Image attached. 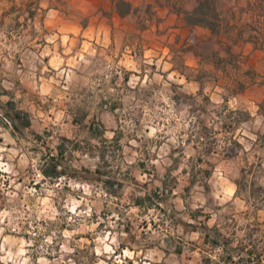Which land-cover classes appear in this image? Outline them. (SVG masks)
Instances as JSON below:
<instances>
[{
    "label": "clouds",
    "instance_id": "9594fccd",
    "mask_svg": "<svg viewBox=\"0 0 264 264\" xmlns=\"http://www.w3.org/2000/svg\"><path fill=\"white\" fill-rule=\"evenodd\" d=\"M42 8L48 5L42 4ZM57 13L49 11L48 19L52 20ZM11 23V20L9 21ZM36 31H42L39 24L36 25ZM9 30L8 24L0 28V61L8 71H0V89L7 91L13 95L0 94V264H179L176 257H166L161 251L163 248L169 247L165 240L172 237L182 235L184 237L185 256L188 255V241H196L197 245L202 244V233L190 232L185 235L183 227H173L172 221L164 214L160 213L155 207L147 208L144 211L141 207L135 206L130 197H143L148 194L147 190H137V185L130 181L122 179L129 166L134 164L139 157L143 159L137 152H132L131 156L127 153L130 149L125 148V159L120 163V174L116 179L124 184L122 196L111 195L103 183L84 180L82 178H72L70 175H60L56 178L45 176L42 172V166H49V161L42 159L46 154L44 146L37 142L31 135V130L38 134H44V129L49 128L52 131V137H46L49 146L53 149L52 155L56 156V146L60 143L59 135H66L69 141L74 138L73 129L69 128V123L73 118L67 115V107L62 103L72 104V99L65 95L69 92V84L77 79L74 69H87L95 63H99L97 58V48L93 46L92 41L99 47L107 49L111 43L108 35L103 33L102 38H96L91 32L84 33L87 42L83 44L79 51L74 52L75 42H70L69 32L74 35H80V29L64 27L60 29V41L64 45V53L59 52L60 45L57 44L58 36L49 35L45 37L49 45H54L56 51L48 47H44L43 51L37 54L31 51V37L26 33ZM27 46V47H26ZM17 55L21 58V63L29 67V72L24 76L17 67L15 72L11 71ZM104 63L101 67L95 69L90 75L102 74L104 83L108 84L114 75L117 77V86L123 84L125 71L131 73L127 84L131 88L141 90L143 97L145 89H152L153 84L163 85L162 90H152L151 97L145 102L139 100L134 109H138L142 113L140 119L139 130L136 131V125L132 119L122 120L124 126L122 130L126 132L135 131V135L141 137L145 141H163V145L159 149L158 158L150 161L151 164L159 167V157L169 151V145L179 147L183 145L186 149L184 152V160L195 154V150L185 142L189 138L190 132L193 133V141H195V133L201 128L199 123V113L189 111V106L183 105L179 110L175 107L176 101L171 96L172 93L167 91L172 83L182 85L183 90L191 92L193 95L199 89V85H188L182 77H178L175 72H169L172 65L162 63L160 60L154 61L151 52H145L140 60L132 59L125 56L123 59L104 56ZM43 57H51L47 65L43 66L42 72L48 73L49 79H41L37 76L35 61L43 64ZM67 57V58H66ZM156 65V73L150 75L151 68L148 67L141 72L142 65ZM110 70V71H109ZM167 73V79L160 73ZM21 76V84L28 88L25 94L17 89L15 79ZM63 82V83H62ZM93 84L99 83V80L93 81ZM95 91L94 88L91 89ZM0 91V92H2ZM108 91L115 93L116 88L109 86ZM218 94L211 96L212 107L216 110L224 104L219 93L223 89L217 88ZM35 93L42 105H46L49 99L55 104L60 105L59 110L55 107L51 109V114L38 111L33 105L31 94ZM204 93H209V88L204 89ZM12 100L15 103V109L7 108V103ZM22 102V103H18ZM76 103H79V98ZM197 105L202 104V98L196 97ZM24 105H28L34 116L43 119L42 124H37L36 120H32L31 128L22 129L23 138L19 133L13 135V120L9 119L5 113H12ZM229 111L235 112L241 108V102L237 98L230 99L227 103ZM244 110L250 113L251 119L246 123H242L234 133V138L242 146L236 149V162L229 160L227 166H218L215 169L214 176L216 183L214 185V201L213 204L220 205V213H213L210 220L207 221L208 228L216 223L217 216L233 210V214L237 216V227L225 231L221 229L225 236H229L231 231H235L231 247L235 248L241 240L247 244L245 231L240 229L239 225L244 223L243 219H239L241 213H246L250 209L248 205L237 196L238 186L228 179L229 175H233L232 169L239 165H248L259 163L264 168V149L259 147V137L257 132H264V115H258L259 109L255 104L244 102ZM117 111H121L117 109ZM211 112V109H209ZM134 115L137 114L135 111ZM227 113L225 112V115ZM91 119V113L89 120ZM67 120L69 123H65ZM87 123V121H85ZM223 121L212 112L207 119L206 124L209 128L219 131L220 124ZM7 127H4V125ZM190 125L192 126L190 128ZM51 126V127H50ZM78 127V126H77ZM114 132L106 133L107 139L112 140ZM217 139L224 142V136H218ZM95 143V141H94ZM123 143V141H121ZM129 143L137 148L140 145L136 139L129 140ZM230 144L231 141H228ZM36 148L38 151H32ZM68 152L72 151L71 144L66 145ZM149 151L156 152L154 144H149ZM74 157H80V151L72 153ZM257 157H260L259 161ZM100 157L97 153L93 157L84 154L82 162L89 167V171L95 174L96 163ZM105 159L110 157L106 156ZM71 167L77 172L80 171V165L74 161L70 162ZM171 163V161H165ZM66 164L57 167V171H62ZM186 167L182 161L173 172L172 176L178 178L183 183L185 177L181 175V170ZM247 167V165L245 166ZM115 165H112V170ZM163 169H161V173ZM131 175L140 184L148 183L152 177L147 174H140L133 170ZM110 177H103L109 179ZM237 178L239 176L237 175ZM39 185V188L36 186ZM155 186L162 188L160 181H156ZM264 186V185H262ZM65 188L68 191H65ZM179 189L173 192L176 196ZM203 204V200L201 201ZM127 205V207H125ZM161 208H165L167 212H171L170 208H166L165 204H160ZM198 206L195 203L190 204V210L195 211ZM118 209V211H117ZM177 210L179 212H187L184 209V202L177 200ZM203 211L208 212L210 208H204ZM101 213H105L104 216ZM143 213V214H142ZM95 217V219H93ZM188 223H197L192 221L188 215L182 217ZM128 221L132 222V235L138 242L135 245L126 243L129 241V233L123 231L124 224ZM163 221V225H161ZM142 222L147 223L146 228L140 227ZM156 223L157 228H153L152 224ZM231 223V221H229ZM64 227H61V226ZM103 225V227H100ZM146 233V238H141V233ZM79 237V238H78ZM121 244L125 247L121 249ZM149 245H154L149 247ZM87 252V255L78 254ZM223 247H216L214 250L205 251L198 247L197 251L192 253L194 261L199 262L202 257H208L214 264H221L220 257L223 256ZM244 258L247 259L246 254ZM239 255H233V260L238 261Z\"/></svg>",
    "mask_w": 264,
    "mask_h": 264
},
{
    "label": "rangeland",
    "instance_id": "374dc122",
    "mask_svg": "<svg viewBox=\"0 0 264 264\" xmlns=\"http://www.w3.org/2000/svg\"><path fill=\"white\" fill-rule=\"evenodd\" d=\"M113 1L114 0H0V28L4 27L7 23L9 30L17 32L22 30L21 34L26 33L31 37V51L36 52L37 54L42 52L44 47H48L55 52V46L49 45L45 37L56 34L60 35V29L69 27L70 25L79 27L89 26L92 28L93 26L96 27L97 24L102 26L103 24L110 23V15L113 11H116ZM126 1L131 3L132 11L129 12V16L125 21L128 24H135L140 30L157 26L160 29L156 30V32L162 31L164 27L162 22L170 18L169 16H166L164 12L167 8L177 15V20H180L183 16V10H189L195 4V0ZM45 3L48 7L42 8L41 5ZM222 3L223 7L227 10V16L229 17L230 23L233 24L231 34H234L233 36L235 38H239L238 42L232 47L233 54L230 56L224 52L225 43H222L221 45L220 43H217V37L211 36L207 38V33L199 29L194 33L187 30L186 48L191 47L194 51L198 52L200 54V62L192 65L193 67L186 64L182 68L181 59L179 57L176 63L179 66V72L183 70L187 75H194L202 78V90L198 97L202 98L203 103L197 105L196 100L193 102L187 98H184L183 100L175 98L174 100L176 101L175 107L187 105L198 108H213L211 96L218 94L216 89L222 87L223 92L226 95L223 97L221 96L224 104L221 105L219 110H215V115L219 118L221 117L219 112L224 108H227L228 101L233 99L235 93L242 92L246 84L257 85V83L264 81V0H222ZM49 11L57 13V16L52 20L48 19ZM10 20L11 23H9ZM37 24H39L42 29L39 33L36 31ZM240 29L243 30L242 35H240L242 38L238 37V30ZM68 35L70 37H77L71 32ZM145 35H147L149 40L152 38L150 31H146ZM220 36H224L223 31H221ZM59 37L60 36H58L57 44L60 45L59 52L63 55L64 45L61 43ZM251 37H253L255 43L251 41H243L244 39ZM78 38L81 41V37ZM136 39H138V35H131L129 37L131 42ZM75 44L78 46L75 47L74 52L81 49L79 40H76ZM144 44H146V40L142 43L139 42L137 49L142 48ZM95 45L96 44L94 43L93 46L96 47ZM212 48H216L220 56H222L221 58H224L225 60L221 61L219 64L216 63L217 58L212 56ZM99 53L102 52L97 50L96 60L99 61V63L94 62V64L87 69L80 68L73 70L76 72L77 79L69 84V92L65 94L72 99L73 103L67 104L66 101H62L65 107H67V115H72L73 117L70 123L65 120V123H69L70 129H73L74 127L73 140L69 141L66 135H59L58 138L60 143L56 146V152L58 155L53 156V149L49 146V141L45 139L46 137H52V131H50L49 128H45L42 136L34 130H31V135L34 139L41 143L46 149V154L42 156V159L48 160L49 162L55 160L59 165L66 164V167L63 168L64 173L61 175L67 174L72 178L79 177L84 180L103 183L111 195L120 197L122 196L124 184L117 180L116 176L120 174L119 165L125 159L124 149H130L127 153L128 156H131L132 152H137L143 157V159L138 157L135 163L130 165L128 170L123 173L122 179L137 185V190H152V188L156 187V181H160L162 190L166 188L170 190L164 199L157 201L158 203H149V201L146 200L143 203L136 204L135 199L138 196L130 197L132 203L135 206L141 207L144 211H147V208L155 207L160 213L164 214L172 221L174 228L183 227L185 235L190 232H204L208 234L207 221L210 211H199L197 208L195 211L190 210V204L194 203L192 197L194 190L193 184L196 181L195 185H201L204 187V179H192L181 173V175L185 177L183 183H181L177 177L172 176V172L179 167L181 162L165 163L168 152L159 157V167L150 163L151 160L158 158L157 154L159 153L160 147L163 145V141H145L141 137L136 136L135 131L126 132L122 130L124 127L122 125V120L129 118H131L136 125V131L139 130L142 113H140L138 109H134V105L141 99L146 102L151 97L152 90H162L163 85L153 84L152 89L143 90L144 95L141 97V90L132 92L135 88L128 86L127 81L129 80L131 73L127 71L124 73V82L122 85L117 86L118 78L114 75L108 84H105L102 74H89L94 72L96 68L101 67L104 63V57L100 56ZM151 53L153 54V52ZM103 54L107 57H113L109 53ZM118 57L119 56L117 55L116 58ZM139 58H141V56ZM159 58L160 55L152 56L154 61L159 60ZM50 59L51 57H43V64L39 61L34 62L37 69L36 75L38 77L41 76V79L50 78L48 73L42 72L43 66L47 65ZM174 59L175 57H173V60ZM17 67L24 76L28 74L29 67L21 63L19 55H17L11 71L15 72ZM148 67L152 70L151 73H149L151 78V75L155 74L157 71L156 65L155 63L152 65H142L141 72L145 71ZM8 70L9 69L4 67L3 62L0 61V71ZM160 74L165 73L161 72ZM21 78V76H17L15 84L18 90H21L26 94L29 90L24 84H21ZM97 80H99V83H92ZM109 86L116 88V92L110 93L108 91ZM92 88H94L95 91H92ZM205 88H209V93L207 95L204 93ZM0 91H2V89H0ZM0 94L13 95L7 91H2ZM78 98L79 103H76ZM235 98L239 99L238 96H235ZM31 99L34 107H36L38 111L51 114V109L53 107L57 110L60 108V105H55L51 99H49L48 104L42 105L35 93L31 94ZM7 108L10 110L15 109V103L12 100H9ZM117 109H120L121 111H117ZM16 111L21 112L22 115H26L29 118L30 124L27 126L23 123H17L16 126L12 124L14 129V132L12 133L13 135L19 133L23 138L24 133L22 129L31 128L33 119L36 120L37 124H42L44 122L41 117L33 115V112L28 105H24ZM134 111L137 114L134 115ZM90 113L91 119L89 120ZM5 114L8 116V113ZM202 118L203 116H201V121L204 122ZM85 121H87V123H85ZM4 127H7V125L5 124ZM204 127L205 125H202L201 134L204 135L206 142H212V138L210 137L211 133L208 129L204 131ZM109 131L115 133L111 141H109L106 136V133ZM131 139H136L140 147L137 148L131 145L129 143V140ZM121 141H123V143H121ZM150 143L154 144L157 149L156 152L149 151ZM69 144L72 146V151H69L66 157V145ZM31 150L38 151L36 148ZM75 151H80L81 156L74 157L72 153ZM203 151L206 152L205 150ZM97 153L99 154L100 159L99 161H95L96 171L95 174H93L89 171V167L86 166L88 162H82V157L84 154L93 157ZM106 156L110 157V160L105 159ZM72 161L80 165L79 172L71 167L70 162ZM185 164L186 167L183 168L184 170H192L194 164ZM112 165H115L114 170H112ZM195 165H197L195 170H204L207 168L209 169L210 164L201 163L198 165V163H196ZM48 167L49 166H42V170ZM161 169H163L162 173ZM133 170L140 174L151 176L152 180L148 183L140 184V182L135 179V176L131 175ZM105 176L110 178L103 179ZM163 185H167V187L164 188ZM36 187L39 188V185ZM176 189H179V192L174 196L173 192ZM65 191H68V189L65 188ZM182 195L187 196L186 202H184V209L187 210L186 213H178L177 210V200L182 201ZM205 200L203 209L210 208L207 196L205 197ZM160 204H165L166 208L171 209V212H167L165 208H161ZM125 207H127V205H125ZM185 214L188 215L190 220L197 221V223H188L185 221L182 218ZM101 215L104 216L105 213H101ZM93 219H95V217H93ZM161 225H163V221H161ZM61 227L64 226L62 225ZM100 227H103V225ZM127 227L130 229L129 232L128 229H126ZM140 227L146 228L147 223L142 222ZM152 227L154 229L157 228L156 223H153ZM123 231L129 233V241L126 243L132 245L138 243L135 236L131 234L133 231L131 221L124 224ZM140 235L141 238L144 239L147 234L142 232ZM176 239L178 240H173L172 237H169L165 240V243L169 245V247L161 249V251L165 253V256L176 257L179 264H198V262L194 261L192 255V253H194L192 241H188V255L185 256L184 237L178 235ZM152 246L154 245H149V247ZM124 247L125 244H121V249ZM176 248L179 250L178 252L174 251ZM80 255H87V252L78 254V257ZM128 264H131V261H128Z\"/></svg>",
    "mask_w": 264,
    "mask_h": 264
},
{
    "label": "crops",
    "instance_id": "0c3cea01",
    "mask_svg": "<svg viewBox=\"0 0 264 264\" xmlns=\"http://www.w3.org/2000/svg\"><path fill=\"white\" fill-rule=\"evenodd\" d=\"M164 12L165 15L170 18L162 22V25L164 26L162 31L156 32V30L160 29L157 26L140 30L135 24H128L125 21V19L129 16V13L120 15L117 11H113L110 15L111 22L103 24L102 26L97 24L96 27L93 26L90 28L89 26L79 27L70 25V28L80 29V35H76L77 37L69 36V40L70 42L79 40V44L82 47L83 44L87 42V38L84 36V33L91 32L93 36L95 34L96 38H102L103 30V33L108 35L111 43L107 49L97 45L95 46L98 51H101L102 53H109L114 58L118 55L119 57L117 62H119V59L125 58V56L135 60H140L144 56L145 52H153V56L160 55V61L172 65L169 72L177 73L178 77H182L188 85H199L198 91L195 95H193L191 92L184 91L182 85L172 83L170 88L167 90L172 93L171 98L173 100H175V98L178 100L187 98L188 100L190 99L194 102L196 97L201 94L202 78L199 76L187 75L183 70L179 72V66L176 62L180 57L182 68L186 64L192 66L200 62V54L194 51L191 47L186 48V31L188 30L194 33L197 29H199L208 33V30L200 26H187L182 19L177 20V15L174 12H171L168 8ZM146 31H150L152 34V38L150 40L147 38V35H145ZM131 35H138V39L131 42L129 40ZM78 37H81V41ZM144 40H146V44H144L142 48L137 49L138 43H142ZM92 43L94 44L95 40H93ZM140 56L141 58H139ZM173 57H175L174 60ZM161 75L167 79V73ZM220 89H222V87H220ZM137 90H140L138 86L132 90V92ZM219 95L223 97L226 94L222 92L219 93ZM235 96H238L240 99L241 108H238L235 112L229 111L228 108H224L219 112V115L221 116L220 120L223 121V123L220 124L219 131L209 128L206 124V121L211 116L212 112H215V108H198L189 106L190 112L200 114L199 123L201 124V128L202 125H205L204 131L207 129L209 130L212 142H206L204 135L201 134L200 128L198 132L194 134L195 141H193V133L190 132L189 138L185 142L190 145L193 150H195L194 155L189 156L186 160H184V152L186 149L183 145L179 147L169 145V151L166 156V161L178 163L183 161L184 163L194 164V166L192 165L194 167H192V170L183 169L181 170V173L192 179H204V187L201 185H195L196 181L194 182L192 197L194 199V203L198 206L197 209L199 211H203L204 203L206 201L205 197H208L210 206L208 220L211 219L213 213H220V205L213 204V192L214 185L216 183V177L214 176L215 169L221 165L226 167L229 160L236 162V149H239L242 146L234 138V133L242 123H246L251 119L250 113L244 110V102L247 101L248 104H255L259 109L258 115H264V81L257 83V85L246 84L243 91L235 93L233 98H235ZM176 108L179 110L181 106H177ZM209 109H211V112ZM225 112L227 113L226 115ZM201 116H203L202 120H204V122L201 121ZM191 127L192 126L190 125V128ZM256 134L259 137V147L264 149V132H257ZM218 136H224L223 143L217 139ZM228 141H231V143L229 144ZM259 159L260 157H257L258 161ZM196 163H198V165L201 163H209V169L195 170L197 166L195 165ZM246 165L247 167H245ZM232 172L233 175H229L228 179L237 184L238 192L236 195L238 197L240 196L250 209L248 212L241 213L239 215V219L244 220V223L240 224L239 227L245 231L247 244L241 240V242L233 248L231 245L236 232L233 230L229 236H225L221 231V229L228 231L229 229H235L237 227V216L234 215L233 210L230 209L229 212L222 213L217 216L216 223L212 225L211 229L208 228V234L204 232L202 233V244L197 245L196 241H192L193 252H196L198 247L205 251H211L216 247L222 246L225 254L220 257L221 264H264V186H262L264 185V168H262L259 163L248 165L247 160L245 159V164H237V166L232 169ZM237 175L239 178H237ZM186 198V195H182L181 200L186 202ZM202 200L203 204H201ZM229 221H231V223H229ZM241 254H246L247 259H245L244 255ZM233 255H239L240 259L238 261H234ZM198 264H214V262L204 256Z\"/></svg>",
    "mask_w": 264,
    "mask_h": 264
},
{
    "label": "trees",
    "instance_id": "16d2710c",
    "mask_svg": "<svg viewBox=\"0 0 264 264\" xmlns=\"http://www.w3.org/2000/svg\"><path fill=\"white\" fill-rule=\"evenodd\" d=\"M114 7L116 11L120 15H125L132 11V5L130 2L126 0H114L113 1ZM182 19L184 23L189 27H204L208 30L207 38L213 36L217 37L218 41L217 43H225V49L224 52L227 55L233 54L232 47L238 42V39L235 38L231 34V29L233 24L230 23L229 17L227 16V10L223 7L222 0H195V4L192 6L189 10H183V16ZM221 31L224 32V36L221 35ZM242 31L238 30V34L240 38H242ZM243 40V39H240ZM243 41H251L255 43V40H253V37L244 39ZM215 44L217 45V43ZM227 45V46H226ZM212 56L216 57V63H220L221 61H224V58H221L218 50L216 48H212ZM9 119L13 120V124L16 126L17 123H23L26 126L29 125V118L26 115H22L19 111H13L12 113H8ZM59 166V163L55 160H51L49 162V167L46 169H43L42 172L46 176H50L52 178H56L60 176L62 173H64V170L57 171V167ZM164 188L167 187V185H163ZM170 189L166 188H152V190L148 191V194H146L144 197H137L135 199L136 204L143 203L144 201H149V203H155L158 200H162L165 198V196L168 194ZM158 203V202H157ZM129 232V228L127 227ZM174 251L178 252L179 250L176 248Z\"/></svg>",
    "mask_w": 264,
    "mask_h": 264
}]
</instances>
